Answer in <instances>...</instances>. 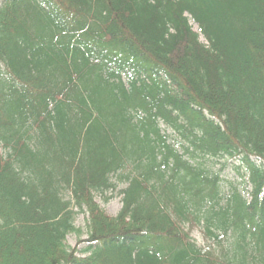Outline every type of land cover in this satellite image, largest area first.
Masks as SVG:
<instances>
[{
    "label": "trees",
    "instance_id": "trees-1",
    "mask_svg": "<svg viewBox=\"0 0 264 264\" xmlns=\"http://www.w3.org/2000/svg\"><path fill=\"white\" fill-rule=\"evenodd\" d=\"M0 264H264V0H0Z\"/></svg>",
    "mask_w": 264,
    "mask_h": 264
},
{
    "label": "rangeland",
    "instance_id": "rangeland-1",
    "mask_svg": "<svg viewBox=\"0 0 264 264\" xmlns=\"http://www.w3.org/2000/svg\"><path fill=\"white\" fill-rule=\"evenodd\" d=\"M194 29L198 30V26L194 24ZM201 39L203 41L204 38L203 36H201ZM162 128L164 129V124H161ZM165 132L167 134H169L170 136V141L174 142L175 144H177L180 147V137L173 133L171 130H165ZM229 163H226L228 162ZM206 164H212L213 168L215 170L220 168V172H221V178L223 179L224 183H227L228 181L231 182H236L237 184H239V187H245L246 186V177L245 178H241L237 173L236 170L234 169V165H238V162H236V160L233 159H222L220 162L218 161H207ZM224 164H226L225 167ZM210 166V165H209ZM245 183V184H244ZM123 185H120L119 188H122ZM119 188L111 193V196H108L107 200L103 199L102 197H95V201L100 204L101 208L106 212L107 215L109 216H116L119 211L122 208V196L118 193ZM250 188V186L248 185V189ZM77 210V209H75ZM88 214L84 213L83 211L79 212L76 215V219H75V225L78 226L79 228L82 229L81 231V235L78 234H70L67 237V244L71 247V248H82L85 247L86 244L83 243L84 240L87 238V229H86V225L88 222ZM189 227H187V231H189L188 233H190L191 237L194 239V241L197 242V244L199 246H202V244H204V238L202 235V232L199 230V228H197V226H190V224L188 225ZM192 227V228H191Z\"/></svg>",
    "mask_w": 264,
    "mask_h": 264
}]
</instances>
